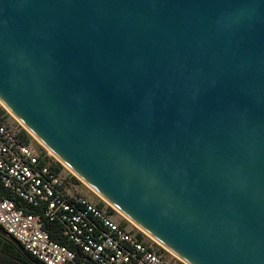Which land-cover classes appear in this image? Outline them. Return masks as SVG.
<instances>
[{"label": "water", "instance_id": "95a60500", "mask_svg": "<svg viewBox=\"0 0 264 264\" xmlns=\"http://www.w3.org/2000/svg\"><path fill=\"white\" fill-rule=\"evenodd\" d=\"M0 102L185 264H264V0H0Z\"/></svg>", "mask_w": 264, "mask_h": 264}, {"label": "built area", "instance_id": "2783aa9c", "mask_svg": "<svg viewBox=\"0 0 264 264\" xmlns=\"http://www.w3.org/2000/svg\"><path fill=\"white\" fill-rule=\"evenodd\" d=\"M7 115L0 113L4 233L42 264H175L137 226L127 228L78 191L73 175L62 174L48 150L25 142Z\"/></svg>", "mask_w": 264, "mask_h": 264}, {"label": "rangeland", "instance_id": "374dc122", "mask_svg": "<svg viewBox=\"0 0 264 264\" xmlns=\"http://www.w3.org/2000/svg\"><path fill=\"white\" fill-rule=\"evenodd\" d=\"M1 110H6L3 105L1 104L0 102V111ZM6 112V111H5ZM8 117V120L10 122V124L12 126H14L15 128H22V126L20 125V123L12 116V115H7ZM29 137H28V142L30 145H32L36 150H47L45 149L33 136H31L29 133H28ZM51 156H53L51 154ZM55 157L53 156V159ZM56 159V158H55ZM57 160V159H56ZM58 161V160H57ZM59 162V161H58ZM62 174L64 175H73L75 178H77L67 167H65L64 165H62ZM77 190L80 191L82 194H84L87 198H89L93 203H95L96 205L98 204V202H102V207L108 209V208H112V207H109L110 205H107L106 202H104L101 197L99 195H97L92 189H90L86 184H84L83 182H81L79 180V183H77ZM109 213L112 215V217L121 222L122 224H124L127 228H133L135 230H138L136 229L137 227H134L136 226L135 224H133L131 221H129L126 217H124L121 213H119L118 211H116L115 209H112V211H109ZM165 255L167 257V259L172 262V263H175V264H185L183 263L182 261H180L179 258H177L175 255H173L172 253H168V252H165Z\"/></svg>", "mask_w": 264, "mask_h": 264}, {"label": "trees", "instance_id": "16d2710c", "mask_svg": "<svg viewBox=\"0 0 264 264\" xmlns=\"http://www.w3.org/2000/svg\"><path fill=\"white\" fill-rule=\"evenodd\" d=\"M5 110H1L0 113H4ZM20 135L25 142H28V133L23 128L20 129ZM60 167L62 165L58 163ZM73 180L79 183V180L72 176ZM98 206L102 205V202H98ZM108 212L112 211V208L107 209ZM121 223V222H120ZM122 224V223H121ZM0 264H42L33 256H31L23 248L18 247L10 237L0 232Z\"/></svg>", "mask_w": 264, "mask_h": 264}, {"label": "bare ground", "instance_id": "6f19581e", "mask_svg": "<svg viewBox=\"0 0 264 264\" xmlns=\"http://www.w3.org/2000/svg\"><path fill=\"white\" fill-rule=\"evenodd\" d=\"M50 153V152H49ZM51 154V153H50ZM91 189V188H90ZM98 195V194H97ZM102 199V198H101ZM104 202H106L105 200H103ZM107 203V202H106ZM108 204V203H107ZM115 209V208H114ZM116 210V209H115ZM116 211H118V210H116ZM119 212V211H118ZM120 213V212H119ZM122 214V213H121ZM123 215V214H122ZM124 216V215H123ZM125 217V216H124ZM128 219V218H127ZM129 220V219H128ZM130 221V220H129ZM133 223V222H132ZM134 224V223H133ZM138 227V226H137ZM139 228V227H138ZM140 229V228H139ZM141 230V229H140ZM141 231H143V230H141ZM144 232V231H143ZM145 233V232H144ZM146 234V233H145ZM146 235H148V234H146ZM149 236V235H148ZM150 237V236H149ZM151 238V237H150ZM153 239V238H152ZM154 240V239H153ZM155 241V240H154ZM158 243V242H157ZM159 244V243H158ZM171 253V252H170Z\"/></svg>", "mask_w": 264, "mask_h": 264}]
</instances>
